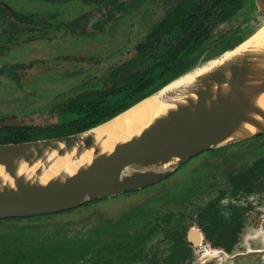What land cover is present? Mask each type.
<instances>
[{
	"label": "rangeland",
	"instance_id": "rangeland-1",
	"mask_svg": "<svg viewBox=\"0 0 264 264\" xmlns=\"http://www.w3.org/2000/svg\"><path fill=\"white\" fill-rule=\"evenodd\" d=\"M3 1L11 9L56 12L59 20L73 21L87 13V17L79 20L80 25L86 28L85 32L69 29L66 25L56 29L54 25L36 38L30 32L14 33L17 36L12 37L0 36V118H25L27 123L45 125L56 121L58 109H53L55 106L83 89L109 83L104 75L135 53L138 41L177 0H139L127 11L118 13L102 29H96L93 23L99 16H104L107 8L99 10L90 2L92 0L63 3ZM263 22L264 0H246L244 8L232 19L217 25L214 37L240 27L234 36V40H238ZM90 31L92 34H89ZM207 44V50L192 67L236 45L223 48L218 39H211ZM260 145V149L253 150ZM239 172L256 174L259 181H264V133L216 151L208 148L190 157L153 185L78 205L71 211L3 218L0 220V253L6 250V245L19 242L18 238H23L28 245L48 246L61 239L78 244L82 237H91L101 240L97 241L100 244L105 238L118 237L109 228H103L104 222L130 215L133 219L126 224L127 231L141 235L151 228L154 230L138 243L136 249L140 250V254L127 264H165L163 257L172 243L171 235L177 231L187 239L190 226L200 227L198 212L219 191L227 193L224 201L220 202L226 205L227 200L232 199L227 196L230 193L228 178ZM181 186L191 189L186 193L179 192ZM257 189L249 195H256L259 203L245 213V225L236 245L237 250L264 247L262 237H252L264 218V190ZM236 201L247 200L239 197ZM207 242L210 241L204 238L202 244L192 245V257L184 264H218L217 257H203V246ZM74 262L61 261L59 264Z\"/></svg>",
	"mask_w": 264,
	"mask_h": 264
},
{
	"label": "water",
	"instance_id": "water-1",
	"mask_svg": "<svg viewBox=\"0 0 264 264\" xmlns=\"http://www.w3.org/2000/svg\"><path fill=\"white\" fill-rule=\"evenodd\" d=\"M252 56L246 54L237 61L226 62L201 74L197 78V85L189 90L195 95V100L186 98L187 104L179 105L165 116L155 118L137 134L116 143L110 151H102V143L108 137H102L97 143L91 132L93 128L201 64L186 70L110 119L85 130L61 136L0 143V164L13 178V186L0 185V218L57 212L88 200L138 189L170 175L182 163L203 150L263 134L264 125L260 121H252L248 113L264 121V109L248 100L241 90L243 87L264 90V84L251 86L246 81L253 63L250 59ZM224 84L230 89L228 95L221 93ZM241 121L254 123L259 129L227 141ZM20 122V118L11 117L0 120V126H14ZM86 149H93V157L63 178H50L45 183H38L15 174L16 158L33 164L46 151L63 154L75 150L76 155H79ZM171 161L169 167H161ZM129 166L134 169L127 171ZM193 233L198 235L197 230L191 228L190 234ZM237 259L238 256L234 262Z\"/></svg>",
	"mask_w": 264,
	"mask_h": 264
},
{
	"label": "trees",
	"instance_id": "trees-1",
	"mask_svg": "<svg viewBox=\"0 0 264 264\" xmlns=\"http://www.w3.org/2000/svg\"><path fill=\"white\" fill-rule=\"evenodd\" d=\"M107 1L111 4L108 14V18H110L115 15L116 10L125 11L138 0ZM245 2L246 0H178L169 8L165 16L152 26L145 38L138 42L136 54L112 70L107 77L111 80V83L107 84L111 85L98 89H87L63 101L62 104L56 106L59 116L56 123L0 126V143L75 133L117 115L190 69L197 61L193 56L194 52L200 49L202 51L205 44L211 39H218L223 48L232 47L242 41L250 32L238 40H234L240 27L221 32L215 37L214 35L217 25L232 19L244 8ZM56 15V13H52L51 17ZM46 23H48V28L49 25H52L50 19L46 20L42 13L39 16L35 11L17 9H13L11 12L0 5V31L1 34L8 35V37L12 35L13 31L18 32L21 29L33 31L42 24L46 26ZM246 140L210 149L216 151L218 148L239 144ZM101 198L88 200L83 204H89ZM217 208L209 203L205 209L209 213V223L204 225V231L211 241L214 225L221 226L224 220V216ZM212 215L215 224H212L214 221ZM17 218L24 217H7V219ZM2 219L0 218V220ZM232 235L234 236V234ZM18 241L15 244L6 245V250L0 253V264H49L51 258L63 256L74 249L72 247L64 250L63 246L57 245H28L23 241V238H18ZM89 244L77 248L76 251L81 254V250H86ZM188 255V245L178 237L167 261L169 264L179 263Z\"/></svg>",
	"mask_w": 264,
	"mask_h": 264
},
{
	"label": "flooded vegetation",
	"instance_id": "flooded-vegetation-1",
	"mask_svg": "<svg viewBox=\"0 0 264 264\" xmlns=\"http://www.w3.org/2000/svg\"><path fill=\"white\" fill-rule=\"evenodd\" d=\"M43 1H47L49 3H63V2H67L69 0H50V1L43 0ZM128 1H131V0H119V2H128ZM138 1H136V2H138ZM177 1H175V2H177ZM90 2L94 3L98 7L99 10L107 8V11H106V13H104V16H99L96 19V21L93 23V26L96 29H102L107 23H109L111 20L116 18L118 13L123 12V11L119 12L116 10L115 15H112L110 18H108V14H109V11L111 9V4L107 0H92ZM175 2H173L172 5L167 8L165 14L169 10V8H171L173 6V4ZM0 5L3 7H6L11 12L13 9H17L15 7H12V9H11V7L7 4H5V2L3 0H0ZM129 7H128V9H129ZM17 10H23V9H17ZM127 10H125V11H127ZM23 11H25V10H23ZM27 11H29V10H27ZM35 12H37L39 16H41V13H42V16H44L46 18V20L50 19V22L52 23V25L51 26L49 25V28H48L47 27L48 23H46L45 24L46 26H44L42 24V26H39L38 28H36L33 31H25L24 29H21L18 32H20V33L21 32H30V33H33V34H31L32 37L36 38V36H38V34H40L42 32L43 33L48 32L52 28V26H54V25L56 26L55 27L56 29L63 26V25H66L69 29H72V30L80 29L81 32L86 31V28H84V25L83 26L80 25L79 20L81 19V17H84V18L87 17V13H83V14L79 15L73 21H67V19H65V18H61L59 20V18H57V17H59V14L56 12H49V11H46V12L35 11ZM52 13L53 14L56 13L57 15L54 17H51ZM165 14L159 20H161L165 16ZM56 20H57V22H56ZM159 20L155 21L152 24V26L155 23H157ZM152 26L146 32L145 36L152 29ZM18 32L13 31L12 36H17V35H13V34L18 33ZM89 34H92V31H90ZM0 36L8 37V35L1 34V31H0ZM145 36L141 40H143L145 38ZM141 40H139V41H141ZM137 44H136L135 53L119 64H122L123 62L132 58L136 54ZM207 48H208V44L207 45L205 44V47L202 51L200 49V50H197L194 52L193 56H195L196 60L198 59V57L202 53H204L207 50ZM119 64L113 66L108 71V74L104 75V76L107 78L110 75V73L112 72V70L116 66H118ZM109 83H111L110 79H109ZM109 85H111V84H105L102 87L109 86ZM102 87H89V88L81 90V92L84 90H87V89H98V88H102ZM71 97H73V96H71ZM55 108H57V107L55 106L53 109H55ZM5 119H7V118L6 117L0 118V120H5ZM20 119H21V122L18 125H22V124L27 123L25 121V118H20ZM58 120H59V116H58V110H57V119L53 123L58 122ZM49 124H51V123H49ZM232 145H229V146H232ZM261 147H262V145L255 146L253 148V150H258ZM203 151H205V150H203ZM203 151H201V152H203ZM228 180H229V185H230V193L227 196L230 195L232 197V199L229 200L228 198H226V199H228L227 204L222 205L220 202L224 201V198H225L224 196L227 193L225 192V190L219 191V193L214 198H212V201L208 202L198 212V220H199L201 228L197 227V226H190L187 229V239L183 238L179 232L175 231L171 235L172 243L170 245V248L167 249V251L165 252V256L163 257V261L165 262V264H169V262L167 261V257L171 253L172 247L174 246V243L178 239V237L182 238L184 240V242L188 245L189 255L186 258H183L179 263H175V264H184V263L188 262L190 260V258L192 257V254H193L192 245L194 247V246H196V244L197 245L202 244L204 238H206L210 242H207L203 246V253H202L203 257H207V256L217 257L218 264H264V247L248 248L246 250H237L236 249V245L239 241L240 233H242L241 231L245 225V220H246L245 219V213H247L248 210L253 207V205H257L259 203V200L256 198V195H251V197H250L249 194L254 192L255 188H258L256 191L264 190V181H259L260 179L258 176H256V174L248 175V174H245L243 172H241V173L239 172L234 176H230L228 178ZM155 183H152L150 185H153ZM147 186H149V185H147ZM144 187H146V186H144ZM189 188L190 187L181 186L178 190H179V192L186 193L188 190H190ZM106 197H108V196L102 197L101 199H104ZM239 197L244 198L247 201H242L241 203H239L236 201V199ZM209 203H212V206H214V207L216 206V208L218 207L217 209H219V212L224 216L223 224L221 226H219V225L215 224V219H214V216L212 215L213 216L212 218L214 219V221H212V224L213 223L215 224L214 228H213L214 231H213L212 241L210 240V238H208L206 236V232L204 231V225H208V223H209V220H208L209 213H207L205 211L206 206ZM80 205H83V203ZM75 207H73V208H75ZM73 208H69V209H65V210L71 211V209H73ZM65 210H61V212H64ZM57 212H59V211H57ZM203 212H205V213H203ZM46 214H48V213H46ZM37 215H41V214H37ZM206 215H207V218H205ZM30 216H33V215H30ZM23 217H28V216H23ZM132 219H133V217H131L130 215H124L117 221L107 220L106 222H104L103 228L105 230H107L109 228V230H111L115 235H118V237L112 238V239H111V237H108L109 239L105 238V239H103L104 241H102L100 244H98L97 241H101V240H96V239L91 238V237H82L80 239V243H78V244L75 241L68 240V239H61V241H59V242L56 241L55 243H53L51 245L52 246H56V245L57 246H63L64 250H67L68 248H72V247L74 249L69 251V253L64 254L63 256L51 258L49 264H59L61 261H65V262L75 261L74 264H76V262H78L77 264H81V263H86V264H127L129 261H131L132 259H134L135 257H137L140 254V250L136 249V246L138 245V243L141 240H144L145 237L150 235L149 233L154 230L153 228H151V229H149V232H147L145 234L142 232L141 235H138L136 233H131V232L127 231L126 224L128 222H130ZM191 228H194L197 230V232H198L197 236H195L194 233L190 234ZM232 234H234V236ZM258 236L262 237V239L264 241V218L262 220V223L260 224V227L257 230H255V233L253 234L252 237H258ZM87 243H90L89 247L86 250H81L82 252H81V254H79V251H76V249L84 246ZM51 245H49V246H51ZM43 246H46V245H43ZM90 251H92V252L88 256V253ZM253 251H255V253ZM87 256H88V258L85 259ZM237 256H238L237 262H234V258H236ZM201 264H203V262Z\"/></svg>",
	"mask_w": 264,
	"mask_h": 264
},
{
	"label": "bare ground",
	"instance_id": "bare-ground-1",
	"mask_svg": "<svg viewBox=\"0 0 264 264\" xmlns=\"http://www.w3.org/2000/svg\"><path fill=\"white\" fill-rule=\"evenodd\" d=\"M246 54L253 55L250 58L253 63L246 77L248 85L264 84V22L248 38L233 49H228L224 53L194 67L156 93L146 97L109 121L93 128L91 130L92 135L96 138L97 143L102 137L107 136L108 138L102 143V151H110L116 143L137 134L155 118L165 116L167 112L176 109L179 105L187 104L186 98L195 100V95L190 93L189 90L197 85V78L201 74L214 70L226 62L237 61ZM229 90L227 85H222L221 93L223 95L230 94ZM241 90L248 100L264 109V90L258 91L250 89V87H243ZM248 117L252 121H260L264 125V121L253 113H248ZM257 129L259 127L256 124L249 121H241L227 138V141L249 135ZM93 153V149H86L79 155H76L75 150L64 152L63 154H57L55 151L48 153L46 151L33 164H28L22 159L16 158L15 174L29 181L45 183L50 178H63L73 173L78 167L87 163L93 157ZM171 163L172 161L161 167H169ZM140 167H144V165H140ZM132 169H134L133 166H129L126 170L130 171ZM0 185L13 186V178L4 171L1 164Z\"/></svg>",
	"mask_w": 264,
	"mask_h": 264
}]
</instances>
